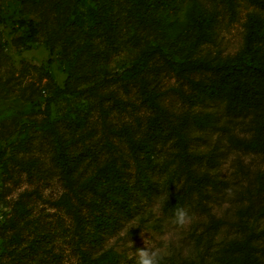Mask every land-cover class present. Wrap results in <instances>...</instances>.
I'll return each mask as SVG.
<instances>
[{
    "label": "rangeland",
    "instance_id": "obj_1",
    "mask_svg": "<svg viewBox=\"0 0 264 264\" xmlns=\"http://www.w3.org/2000/svg\"><path fill=\"white\" fill-rule=\"evenodd\" d=\"M124 1L75 0L73 8L81 29L74 32L73 41L65 48L57 42L50 50L43 26L45 21L55 20L59 7L43 10L29 7L22 0H0V148L5 149L4 157L0 155V251L18 232L19 237L11 240L15 250L31 241L51 247L55 254L25 247L22 250L30 252L25 258L15 261L1 251V261L81 264L79 250L83 248L91 256L112 249L117 259L110 264H135L131 254L146 248L145 240L149 239L150 247L165 254L162 264H219L222 249L231 240L244 239L252 231L251 241L256 246L264 243V234L258 235L264 229V155L230 141L231 136H251V114L227 111L220 96L198 100L196 89L157 51L132 74L116 75L131 66L148 43L162 47L175 61L185 58L193 38L183 22L192 3L205 12H214L217 19L212 41L189 52L212 62L224 60L243 45L247 13L256 11L264 16V0H235L232 6L224 0H157L158 12L167 22L151 25L128 17ZM90 4L101 6L117 18L119 46L108 56L95 59L93 71L85 67V80L78 79L73 90L64 91L74 46L83 39L90 40L94 47L104 46L88 24ZM30 30L35 41L25 38ZM19 36H24L31 47L24 48V43L16 40ZM85 57L86 53H81L79 58ZM140 76L159 92L157 100L171 120L184 128L187 150L195 154L192 166L196 173H206L211 179L202 180L200 191L192 188L187 195L188 202L182 207L193 219L184 228L174 224L175 210L165 207L167 199L182 193L186 185L184 160L177 153L174 133L170 132L167 139L151 138L147 133L152 110L140 95ZM192 76L199 78L202 73ZM193 114L207 117L198 125ZM52 128L78 157L75 185L86 202L91 198L105 208L104 213L114 220L112 226L97 224L93 216L96 209L89 202L78 203L82 216L79 224L69 210L56 203L67 186L52 156ZM129 135L136 140L147 136L153 151L149 159L140 149L131 151ZM112 158L120 169L117 182H123L126 191L120 193L114 183L103 196L99 192L108 177L96 171ZM97 173L93 187L87 179ZM122 195L128 200L127 208L117 201ZM18 199L25 210L15 216ZM72 199L76 202L74 196ZM11 217H15L16 227L10 223ZM213 219L221 222L211 227ZM256 253L264 264V253Z\"/></svg>",
    "mask_w": 264,
    "mask_h": 264
},
{
    "label": "trees",
    "instance_id": "obj_2",
    "mask_svg": "<svg viewBox=\"0 0 264 264\" xmlns=\"http://www.w3.org/2000/svg\"><path fill=\"white\" fill-rule=\"evenodd\" d=\"M75 0H22V2L32 8L43 10L51 9L55 6L59 7V13L56 15L54 21L44 22L45 29V42L50 50L55 47L57 42H62L64 48L68 43L73 41V34L75 31L80 30L81 22L78 14L75 13L73 3ZM228 6H232L235 0H224ZM127 12V16L134 19L136 22L151 25L152 23H165L167 22L163 14L158 12L157 0H125L123 4ZM90 19L88 24L94 29L97 36L102 38L104 46L99 48L91 43L90 40L83 39L81 43L74 46L72 56L69 58L67 66V76L65 80V90H73L75 83L78 79L84 81L85 72L94 70V60L108 56L111 52L115 51L119 44L117 42L118 23L117 18L109 16L101 6L90 4L89 6ZM186 19L183 22L185 26L191 29L192 42L190 43L189 51H193L199 44L213 39V25L216 22L214 12H205L194 3L190 4L185 12ZM0 17H1V4H0ZM246 30L242 47L231 56L226 57L224 60L212 62L210 59L193 56L192 52L188 51L185 58L180 61H175L167 57L162 47L148 43L143 49L138 58L132 63L131 66L126 67L121 72L116 73L117 76L130 75L135 69H139L146 63L147 58L157 51L160 56L171 66V68L180 73L189 84L196 89L195 96L198 100H203L204 97L220 96L225 99V108L233 114H251L252 121V134L248 138L231 136L230 141L236 147L243 148L248 151L261 152L264 155V16H261L256 11L247 13V20L245 22ZM28 41H35L37 38L34 31L30 30L25 35ZM19 43H24V48L31 47L30 43L24 42V36L16 38ZM1 51V49H0ZM86 53L85 59H80V54ZM82 67V68H80ZM83 70V71H82ZM200 72L202 77L194 78L193 73ZM148 80L143 76L139 79L140 95L149 104L152 114L148 116L147 133L150 137H160L167 139L169 133H174L176 142L179 145L177 153L184 160L183 170L186 175V185L182 193L171 195L165 207L175 210L177 207H182L187 204V195L191 189H201V181H210V177L206 173L198 174L192 166V158L195 154L187 150V136L184 128L178 127L168 115L166 109L161 106L157 100L159 92L152 86H148ZM205 114H193V121L201 125L206 119ZM185 118L183 117V120ZM45 124H47V119ZM53 127V126H52ZM54 136V151L53 158L59 166L61 178L63 179L67 190L56 199V203L63 205L69 210L75 219V223L79 224L82 220L80 213V206L78 203H88L92 209H96L93 216L97 224L109 227L113 225V218L110 214H105L104 207L97 205L95 200L89 198L88 202L84 199L82 193L77 186L74 178V170L77 165V155L72 154L68 149V144L64 140L60 132L52 128ZM128 145L131 151L136 153L137 149L144 152L146 158H150L153 154L148 145L147 136L143 139L136 140L129 135L127 137ZM22 141V140H21ZM0 155L4 157L5 149L0 148ZM108 177V183L102 188L99 194L107 195L109 185H114L124 194L126 185L123 182H117L120 178V169L116 167L114 159L107 160L103 165L99 166L97 171ZM92 176L87 179L88 184L94 187L95 177ZM146 175H144L145 177ZM147 179V178H146ZM148 181V179H147ZM86 182V181H85ZM76 199V202L72 197ZM120 205L127 208L128 200L122 195L119 200ZM115 203V202H114ZM15 216L23 215L25 206L21 200L15 201ZM244 210H240L243 214ZM221 222L220 219H213L210 223L211 227H216ZM10 223L15 225V217L10 218ZM264 234V229L258 233ZM252 231L244 239H234L228 242L222 249L219 264H262L261 257L256 253H264V243L261 246H256L252 241ZM264 236V235H263ZM19 237L18 232L10 237L7 244L1 246V251H6L11 259L15 261L25 258L30 252L26 250L33 249L32 251H42L47 255H55L52 253L51 247L38 244H33L29 241L26 245L18 250H15L11 245V240ZM35 239V238H34ZM22 250V252H21ZM0 251V252H1ZM22 255L20 256V254ZM82 258L81 264H110L117 259V254L112 249H106L96 256H91L85 249L79 250ZM24 253V254H23ZM42 256H39V258ZM57 261L59 259L57 258ZM0 264H9L0 260Z\"/></svg>",
    "mask_w": 264,
    "mask_h": 264
},
{
    "label": "clouds",
    "instance_id": "obj_3",
    "mask_svg": "<svg viewBox=\"0 0 264 264\" xmlns=\"http://www.w3.org/2000/svg\"><path fill=\"white\" fill-rule=\"evenodd\" d=\"M192 216L184 207H177L174 212V224L180 228H184L191 224ZM146 248H138L131 254L135 259V264H162L165 254L159 248L150 247L149 239L145 240ZM130 246L133 243L130 241Z\"/></svg>",
    "mask_w": 264,
    "mask_h": 264
}]
</instances>
